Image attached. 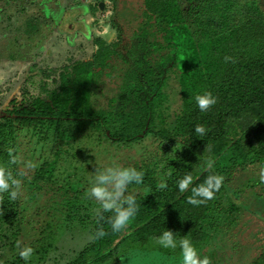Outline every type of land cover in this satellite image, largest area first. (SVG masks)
I'll return each mask as SVG.
<instances>
[{"label": "trees", "instance_id": "trees-1", "mask_svg": "<svg viewBox=\"0 0 264 264\" xmlns=\"http://www.w3.org/2000/svg\"><path fill=\"white\" fill-rule=\"evenodd\" d=\"M257 2L142 0L144 15L152 29L150 33L143 32L153 37L147 43L150 50L145 59L156 56L152 58L154 68L149 74L153 75L155 69L164 74L163 68L170 65L168 70L177 76L180 111L172 122L167 121L168 95L164 81L157 79L149 82L148 96L135 113L119 114L120 129H108L106 137L112 143L131 144L152 134L159 139L160 153L147 162L132 165L144 175L141 184H129L126 191L135 192L132 196L137 205V213L127 228L113 232L108 223L113 213L97 214L93 241L69 264H120L122 255L136 251L154 250L179 257V240L184 237L191 240L200 254L219 229L233 223L231 216L236 208L228 200L229 185L236 172L264 165V14ZM98 45L92 61H76L64 67L52 88H43L37 94L23 91L21 98H13L0 114V166L37 190L45 187L38 182L39 176L27 178L16 167L17 162H10L7 150L14 149L12 156L17 158L21 133L37 136L45 144L50 139L53 143L71 144L69 135L61 129L63 122L109 128V119L114 118V113H99L94 108L93 97L99 73L109 65L114 52L103 43ZM225 57L231 59L226 62ZM141 90L144 91L132 89L126 96ZM206 91L217 98V103L201 112L194 97ZM197 124L206 128L203 136L195 133ZM53 156L46 169L39 170L50 179H56L53 173L59 172V162L66 158L60 150ZM209 160L213 162L210 170L206 168ZM185 174L193 176V183L180 193L177 182ZM213 174L224 178L215 198L198 206L189 204L191 189ZM161 182H166L167 187L161 189ZM258 186H264L259 175L246 180L233 192L237 197L245 189ZM71 187L69 181L57 186L64 194ZM2 195L0 240L6 241L4 247H9L6 264H22L26 261L14 254L15 245L25 230L24 219L18 211L22 205L19 197L12 200L7 192ZM56 222L58 226L60 221ZM49 226V222L45 223L40 240H36L42 245L33 248L34 254L46 253L52 238ZM100 228L106 235L96 238ZM165 230L173 231L176 249L157 243V237ZM251 264H264V259L261 256Z\"/></svg>", "mask_w": 264, "mask_h": 264}, {"label": "rangeland", "instance_id": "rangeland-1", "mask_svg": "<svg viewBox=\"0 0 264 264\" xmlns=\"http://www.w3.org/2000/svg\"><path fill=\"white\" fill-rule=\"evenodd\" d=\"M257 1L264 14V0ZM149 25L142 0H0V114L13 98L20 99L23 91L37 94L43 88H52L64 67L76 61H92L99 42L114 52L109 65L99 73L93 97L94 108L99 113H114L109 128L63 122L61 129L71 140L67 145L53 143L51 139L45 144L30 133L20 135L16 167L27 178L39 176L38 182L45 187L41 191L21 181L18 197L22 207L18 211L25 230L18 241L19 247L38 249L42 243L36 240H40L47 222L51 224L52 235L46 253L36 251L22 264L72 262L94 239L93 223L100 205L87 195V189L95 171L113 165L132 167L159 155V139L152 134L131 144L112 143L106 137L108 129L119 128L121 112L135 113L141 107L148 96L150 81L162 79L165 83L167 121L172 122L180 111L177 76L168 70L170 65L163 68L164 74H159L157 69L153 75L149 74L156 58L145 59L150 50L147 43L153 39L143 32L150 33ZM138 88L144 91L126 96ZM56 150L66 158H61L59 172L53 173L56 179H50L39 170L46 169ZM29 162L35 167H28ZM74 167L77 169L73 170ZM258 173L257 167H248L236 172L229 185L228 200L236 208L231 216L233 223L219 229L199 254L208 256L211 264H251L261 256L264 259V186L247 188L237 197L233 192ZM67 180L72 183V189L64 194L57 186L65 185ZM134 193L129 191L125 195ZM57 219L60 223L55 226ZM5 242L0 240V264H6L8 256ZM18 253L17 247L14 254ZM179 258L152 250L127 253L119 261L120 264H182Z\"/></svg>", "mask_w": 264, "mask_h": 264}, {"label": "clouds", "instance_id": "clouds-1", "mask_svg": "<svg viewBox=\"0 0 264 264\" xmlns=\"http://www.w3.org/2000/svg\"><path fill=\"white\" fill-rule=\"evenodd\" d=\"M230 57H225V61L230 60ZM197 107L201 112L208 111L217 103V98L212 96L211 92L204 94H197L194 97ZM195 133L203 136L206 128L203 125L197 124L194 127ZM10 162L16 163V157L12 156L14 149L9 148ZM213 166L212 160L207 162L206 168L210 170ZM28 167L34 168L35 165L29 162ZM143 172L137 171L134 167H121L119 165L108 166L95 171V175L91 181L90 187L87 189V195L94 199L100 207L96 210L99 215L101 212L113 213L108 218V223L111 225L113 232H121L126 229L129 222L135 217L137 213V205L135 197L132 195H125L128 185L135 183L141 184L143 182ZM259 180L264 183V165L259 166ZM193 176L185 174L183 178L178 180V190L184 193L188 190L189 185L193 183ZM223 177L219 175H209L204 182L191 189L192 195L188 197V203L192 205H199L208 200L215 198V193L219 191L222 186ZM21 181L15 178L12 172L4 166H0V200L3 199V193H8L9 198L15 200L20 194ZM161 189L167 187L166 182L159 184ZM200 197L202 199H197ZM101 218H103L101 216ZM106 235L102 228L96 232V238H102ZM157 243L164 248L176 249L177 241L174 238L173 231L165 230L161 236L157 237ZM19 256L22 260L28 261L32 258L34 249L30 246L19 247ZM180 256L182 264H211L208 256L201 257L191 240L187 237L179 240Z\"/></svg>", "mask_w": 264, "mask_h": 264}, {"label": "crops", "instance_id": "crops-1", "mask_svg": "<svg viewBox=\"0 0 264 264\" xmlns=\"http://www.w3.org/2000/svg\"><path fill=\"white\" fill-rule=\"evenodd\" d=\"M44 1H45V0H44ZM86 10H87V9H86ZM53 24L56 26V25L58 24V23H57V20H55ZM53 24H52V25H53Z\"/></svg>", "mask_w": 264, "mask_h": 264}, {"label": "water", "instance_id": "water-1", "mask_svg": "<svg viewBox=\"0 0 264 264\" xmlns=\"http://www.w3.org/2000/svg\"><path fill=\"white\" fill-rule=\"evenodd\" d=\"M99 6H100V8H102L103 7V4L101 3Z\"/></svg>", "mask_w": 264, "mask_h": 264}]
</instances>
